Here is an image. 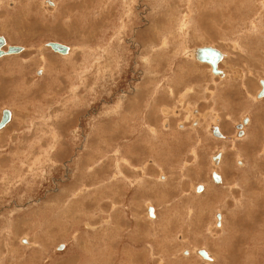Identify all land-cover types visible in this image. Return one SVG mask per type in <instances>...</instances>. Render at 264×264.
Returning a JSON list of instances; mask_svg holds the SVG:
<instances>
[{
  "label": "rangeland",
  "instance_id": "1",
  "mask_svg": "<svg viewBox=\"0 0 264 264\" xmlns=\"http://www.w3.org/2000/svg\"><path fill=\"white\" fill-rule=\"evenodd\" d=\"M14 1L0 264H264V0ZM204 45L226 76L189 55Z\"/></svg>",
  "mask_w": 264,
  "mask_h": 264
},
{
  "label": "water",
  "instance_id": "2",
  "mask_svg": "<svg viewBox=\"0 0 264 264\" xmlns=\"http://www.w3.org/2000/svg\"><path fill=\"white\" fill-rule=\"evenodd\" d=\"M6 41H7L6 37L0 34V57L10 54H17L24 50L23 46L12 45V44L7 45ZM47 45L50 46L54 51L59 52L61 54H68L70 50L68 45L57 41H49ZM5 46H7V49H4ZM194 53H195V58L197 60L210 64L212 73L217 75L223 74V71L218 67L219 62L223 58V52L220 49L210 45H204V46L196 47ZM260 82L262 88L258 93V96L262 97L264 96V80H261ZM11 119H12L11 111L9 109H5L3 111L2 118L0 120V129L5 127L11 121ZM245 122H247V118L245 119ZM215 134L217 136H221L220 130L218 128L215 129ZM213 176L217 182H220L221 177L217 172H214ZM201 188L202 187L199 186V189ZM149 211L151 216H154V208L150 207ZM220 217L221 215L218 214V218ZM200 254L204 258H208V254L205 250L203 249L200 250Z\"/></svg>",
  "mask_w": 264,
  "mask_h": 264
},
{
  "label": "flooded vegetation",
  "instance_id": "3",
  "mask_svg": "<svg viewBox=\"0 0 264 264\" xmlns=\"http://www.w3.org/2000/svg\"><path fill=\"white\" fill-rule=\"evenodd\" d=\"M10 4L12 3V2H9ZM223 52V51H222ZM223 60H225V56H224V59ZM223 60H221L220 62H221V64H222V62H223ZM220 62H219V64H218V67L223 71V74H220L219 76L220 77H224V76H226V74H227V72H226V70L225 69H222L221 68V64H220ZM210 71H211V68H210ZM261 79H259V81H260ZM264 80V79H263ZM260 88H261V84H260ZM260 91V90H259ZM257 98V97H256ZM176 111H178V108H172V109H170V108H168V107H164L163 108V112H166L168 115H167V117L169 116V115H175L176 113H178V112H176ZM193 112H194V110H193ZM169 113H171V114H169ZM252 120H251V117H250V122H251ZM218 122H220V117H216V122L215 123H213L212 125H211V133L213 134V127L212 126H214V125H217L218 127H219V129H220V131L222 132V127L220 126V124H218ZM180 124L182 125V126H184V125H186L183 121L182 122H179L178 123V127L180 126ZM237 124L239 125L240 124V126H241V131L243 132L242 134H246V132H247V130H248V126H244V122H243V118H242V120H241V122H237L235 125L237 126ZM164 126H169L170 127V125H169V123L167 122V118H165L164 119ZM239 130H237V132H238ZM223 133V132H222ZM239 135V134H238ZM238 135H236V136H238ZM213 136H214V134H213ZM215 138H217L216 136H215ZM222 155H221V157L219 158V159H217V157H215V156H211V157H213L214 158V162L216 163L217 161H219V160H222V157H223V153H221ZM238 160V159H237ZM236 160V161H237ZM214 170H216L217 171V173H220V170L218 171V169H214ZM213 171V170H212ZM211 171V172H212ZM220 175V177H221V179H223V176H222V173H220L219 174ZM165 177V174H161V178H164ZM208 180H210L211 182H214V183H216L214 180H213V177H212V173H211V175H210V178L208 179ZM204 184V190H205V188H206V185H205V183H203ZM217 184V183H216ZM196 186H197V184H195V186H194V189H196ZM203 190V191H204ZM202 191V192H203ZM150 206V205H149ZM149 206H148V208H149ZM152 206V205H151ZM154 207V206H153ZM154 209H155V215L157 216V209L154 207ZM215 221H214V224L213 225H215V227H220L221 226V224H223V216H222V213H221V220H219V222H220V226L218 225V222H217V216L215 215ZM201 248H205V247H201ZM199 249V248H198Z\"/></svg>",
  "mask_w": 264,
  "mask_h": 264
},
{
  "label": "bare ground",
  "instance_id": "4",
  "mask_svg": "<svg viewBox=\"0 0 264 264\" xmlns=\"http://www.w3.org/2000/svg\"><path fill=\"white\" fill-rule=\"evenodd\" d=\"M7 42V41H6ZM7 45H8V43H7ZM7 47V46H6ZM69 48H70V46H69ZM71 49V48H70ZM73 50V49H72ZM193 49H190V51H189V55L192 57L193 56V58L194 59H196L195 58V53H194V50H193V52H191ZM223 51V58H222V60L224 59V56H227L228 54H227V52H225L224 50H222ZM68 53H70V50H69V52ZM72 53V52H71ZM193 54V55H192ZM62 55H66V54H62ZM6 56V55H5ZM197 60V59H196ZM199 61V60H198ZM225 60H223V62H224ZM201 62V61H200ZM222 62V63H223ZM226 62V61H225ZM203 63H205V62H203ZM208 64V63H207ZM208 65H210V64H208ZM211 68V67H210ZM261 83V82H260ZM262 86V85H261ZM256 97L258 98V93L256 94ZM10 110V109H9ZM11 111V113H12V117H13V111L12 110H10ZM3 114V113H2ZM2 118V117H1ZM244 122V121H243ZM249 123H250V116H248V121L247 122H244V126H248L249 125ZM4 128V127H3ZM239 128H241V126L240 127H238V129ZM2 129V128H1ZM0 129V130H1ZM154 131V130H153ZM222 133V132H221ZM157 134V133H156ZM222 135H223V137L222 138H220V137H217V138H219V139H223V138H226L227 136L225 135V134H223L222 133ZM242 136L244 135V134H241ZM241 136V137H242ZM220 158V157H219ZM218 157H217V159H219ZM218 162V161H217ZM216 183H217V181H216ZM219 183V182H218ZM78 193V192H77ZM154 211H155V209H154ZM151 216V215H150ZM223 216V215H222ZM219 220H221V217L219 218ZM223 222H224V217H223ZM220 226V225H219ZM214 234V233H213ZM134 240V239H133ZM26 244H28L29 245V241H27L26 240ZM200 249H203V250H205L206 252H207V254H208V258H204V257H202L205 261H207V262H213L214 260H215V257L212 255V254H210L209 253V251L206 249V248H199V249H197V253H199V250Z\"/></svg>",
  "mask_w": 264,
  "mask_h": 264
},
{
  "label": "crops",
  "instance_id": "5",
  "mask_svg": "<svg viewBox=\"0 0 264 264\" xmlns=\"http://www.w3.org/2000/svg\"><path fill=\"white\" fill-rule=\"evenodd\" d=\"M17 1H18V2H16V0H15L14 2H15L16 4L19 3V2L22 3V4H24V1H25V0H17ZM8 3H9V0H8ZM192 55H193V54H192ZM192 57H193V56H192ZM193 59H194V58H193ZM194 60H195V59H194Z\"/></svg>",
  "mask_w": 264,
  "mask_h": 264
}]
</instances>
